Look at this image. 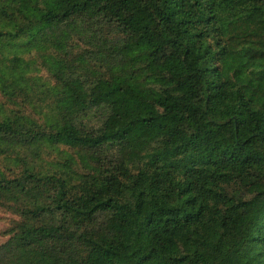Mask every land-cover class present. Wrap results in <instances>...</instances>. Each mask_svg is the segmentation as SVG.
<instances>
[{
	"label": "trees",
	"instance_id": "obj_1",
	"mask_svg": "<svg viewBox=\"0 0 264 264\" xmlns=\"http://www.w3.org/2000/svg\"><path fill=\"white\" fill-rule=\"evenodd\" d=\"M0 264H264V0H0Z\"/></svg>",
	"mask_w": 264,
	"mask_h": 264
},
{
	"label": "rangeland",
	"instance_id": "obj_2",
	"mask_svg": "<svg viewBox=\"0 0 264 264\" xmlns=\"http://www.w3.org/2000/svg\"><path fill=\"white\" fill-rule=\"evenodd\" d=\"M2 214L0 213V217ZM7 228V224L0 219V243L6 240V237L2 236V232Z\"/></svg>",
	"mask_w": 264,
	"mask_h": 264
}]
</instances>
